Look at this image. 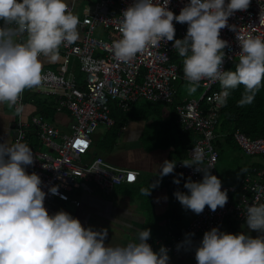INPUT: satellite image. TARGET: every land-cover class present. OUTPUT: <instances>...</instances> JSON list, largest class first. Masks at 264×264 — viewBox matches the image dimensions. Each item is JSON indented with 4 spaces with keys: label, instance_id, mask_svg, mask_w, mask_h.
Listing matches in <instances>:
<instances>
[{
    "label": "clouds",
    "instance_id": "clouds-1",
    "mask_svg": "<svg viewBox=\"0 0 264 264\" xmlns=\"http://www.w3.org/2000/svg\"><path fill=\"white\" fill-rule=\"evenodd\" d=\"M169 3L135 0L123 11L121 39L112 44L115 57L129 63L161 41H174L173 48L183 58L189 95L197 91L201 81H219L222 91L210 101L226 106L231 92L243 85L238 106L251 105L264 86V39L238 34L241 52L235 71H223V50L228 44L220 38L229 18L247 11L251 0H190L179 15L169 10ZM0 21V104L15 107L19 114L23 110L22 93L39 87L44 79L40 57L57 61L61 45L67 47L79 39L80 21L64 0H0ZM174 21L188 25L184 39H175ZM260 24H264V11ZM20 37H25L24 42H18ZM202 162V155L194 149L192 160L182 165L203 172V179L193 182L189 177L184 184L188 192L174 193L182 207L196 215L206 206L215 212L228 202L221 180L202 169ZM31 165L33 150L20 137L11 145L0 143V264H169V250L162 246L156 252L147 242L150 229L138 231L137 240L125 246H106L107 229H86L64 211L49 215L41 178L26 172ZM175 168V161L165 160L160 180L173 174ZM179 176L182 178L183 173ZM159 182L141 189V193L150 196ZM173 183L179 185L180 178ZM49 191L56 195L58 188ZM245 216L247 228L262 235L252 238L213 228L205 232L196 249L197 264H264V204L248 206ZM184 244L191 245V239L186 238ZM182 246L177 245V249Z\"/></svg>",
    "mask_w": 264,
    "mask_h": 264
},
{
    "label": "built area",
    "instance_id": "built-area-1",
    "mask_svg": "<svg viewBox=\"0 0 264 264\" xmlns=\"http://www.w3.org/2000/svg\"><path fill=\"white\" fill-rule=\"evenodd\" d=\"M134 2L135 0H100L85 8L78 25L81 39L67 47L61 45L63 61L59 68L56 72L47 70L42 73V84L32 89L35 94L55 97L57 112L63 109L68 111L71 119L70 132L62 133L40 116H33L29 121L17 120L14 124L13 143L20 137L21 142L33 150L34 165L27 166L26 172L35 173L41 178V189L46 193L44 206L49 215L58 213L53 209L54 200L79 207V200L72 194L85 190L90 182L103 193L136 182V172L114 167L101 157H95L89 163L82 161V155L90 149L95 131L99 127L110 129L114 125L109 107L112 101L123 112H128L131 105L139 100L173 106L177 124L184 131H191L195 135L194 142L187 151L188 159L176 162L173 175L181 178L179 174L183 173L182 178L186 181L189 177L193 182L202 181L203 172L182 165L184 161L192 160L195 149L203 158L200 167L218 177V153L213 142L217 137L215 128L221 107L209 98L222 91L221 85L219 81H201L199 87L203 92L198 99L176 102L177 84L186 80L183 68L181 70L183 58L173 48L174 41H161L158 47L137 54L129 63L119 61L114 55L112 44L121 39L119 25L122 13ZM159 2L162 3L163 0ZM189 2L190 0H170L168 7L178 14ZM68 6L73 11V5ZM262 11L264 0H251L248 10L236 12L229 18L228 27L221 30L220 38L228 44L223 50V71L229 63L239 61L241 48L238 34L245 38L251 36L264 39V24H260ZM173 23L175 26V21ZM98 27L109 33L104 38L95 37ZM186 33L187 29L179 28L175 39H184ZM19 42H24L23 37L19 38ZM175 59L180 64L174 62ZM70 61L81 64V85H78L69 71ZM23 93L20 100L22 105ZM31 137L36 139L37 145L32 144ZM232 138L244 155L264 158L263 138H250L239 129L232 132ZM52 187L58 188L56 195L49 191ZM221 191H227L228 194V202L223 208L212 212L206 206L202 214L196 215L177 234H169L167 239H149L147 242L153 250H160L163 246L171 256L186 255L195 258L196 249L205 232L213 228L222 232L227 221L245 222L248 206L264 204V168L252 167L242 178L238 189L222 185ZM233 193L237 194L236 199L231 197ZM69 214L74 218L72 213ZM192 233L194 235L188 237ZM186 238L191 239V245L184 244ZM177 245L183 246L178 250Z\"/></svg>",
    "mask_w": 264,
    "mask_h": 264
},
{
    "label": "crops",
    "instance_id": "crops-1",
    "mask_svg": "<svg viewBox=\"0 0 264 264\" xmlns=\"http://www.w3.org/2000/svg\"><path fill=\"white\" fill-rule=\"evenodd\" d=\"M81 1H86L88 4L86 3L85 7L79 6ZM64 2L68 5H73L72 12L78 16L79 21L83 18V10L90 4H94L91 0H64ZM2 22L0 21V26H2ZM77 30L79 33L77 41H79L81 39L79 27ZM97 30L98 28L96 32ZM96 32L95 37L97 38H104L109 33L103 28ZM40 59L43 66L42 73L47 70L56 72L63 61L60 49L57 61L49 62L43 56ZM80 65V62L77 61H70L69 65V71L76 82H78V85H81L83 80V75L79 71ZM48 98L54 102L55 113L52 119L43 118L44 116L40 115L36 104L38 100L43 102ZM22 106V112L17 114L16 110L13 107H9L7 103L0 104V143L8 142L9 145L13 144L15 122L17 120L29 121L33 116L42 117L64 134L70 132L71 119L69 113L66 109L57 112L55 97L35 94L32 89H26L23 93ZM170 111V108L162 109L160 114L153 115L147 120L128 121L117 134L114 144H111L107 137V130L109 129L99 127L102 130L97 132L98 128L95 131L92 136L90 149L82 155V161L89 163L95 157H101L114 167L136 172V182L132 185L115 187L109 193H103L90 182L85 190L75 191L72 194L73 197L79 200V207L54 200L53 209L57 212L72 213L74 218L79 219L82 226L86 229L91 228L94 231L107 229L106 246H125L129 242L136 241L138 231L145 229L151 230L150 239L162 237L167 239L169 234H177L185 228L196 214L191 210L184 209L175 198L174 193L177 191L187 193L188 190L184 188V184L187 181L180 178V184L177 185L173 183V180L179 177L170 174L160 180L159 176L161 165H163L165 160L175 161L176 163L174 155L175 145L173 143L175 137L172 134L173 132L170 134V130L167 129L168 126H171ZM31 142L32 144H38L34 137H31ZM223 155L222 160L227 158L229 162L239 169V173L242 172V176L236 183L222 182V185L229 188L238 189L242 178L253 166L264 168L263 157L247 159L248 157L241 152L229 148L225 150ZM219 161L218 159V163ZM158 180L160 181L159 186L152 190L150 196L141 193V189H150L151 184ZM231 197L236 199L237 194L233 193ZM222 232L234 235L243 233L250 235L252 238L262 235L261 233L250 231L247 228L246 221L243 223L227 221ZM154 251L159 252V249ZM169 257V264H197L195 258L186 255L178 257L169 255Z\"/></svg>",
    "mask_w": 264,
    "mask_h": 264
},
{
    "label": "trees",
    "instance_id": "trees-1",
    "mask_svg": "<svg viewBox=\"0 0 264 264\" xmlns=\"http://www.w3.org/2000/svg\"><path fill=\"white\" fill-rule=\"evenodd\" d=\"M179 14L180 13L176 15ZM187 27V24L181 25L175 22L176 31L179 28L187 29ZM174 62L179 63L178 59H175ZM237 63L238 61L229 63L225 71H235ZM182 68L183 65H181V70ZM243 92V85L232 91L227 99L226 106H223L220 109L218 124L215 128V134L217 137L213 142V146L218 153V159L220 161L224 156L223 154L225 150L228 148L241 152L232 138V132L234 130L239 129L246 136L253 139L259 137L264 139V86L261 87L251 105L239 107L238 102L241 99ZM179 100L181 99L177 94L176 102ZM36 104L40 111V115H42V117L44 116L43 118L52 119L55 110L53 108L54 102L50 98L45 99L43 102L38 100ZM109 107L111 118L114 120V125L107 130V137L109 138L111 144L115 143L117 134L128 121L147 120L153 115L160 114L162 109L170 108L171 126H168L167 129L170 130V134L173 132L172 134L175 137L173 143L175 145L174 155L176 162L188 159L187 151L192 146L195 135L191 131H184L176 124V113L173 106H167L163 103L140 101L132 104L128 112H123L117 107L116 102L112 101L109 103ZM149 138H151V136H149ZM247 172H250V170Z\"/></svg>",
    "mask_w": 264,
    "mask_h": 264
},
{
    "label": "rangeland",
    "instance_id": "rangeland-1",
    "mask_svg": "<svg viewBox=\"0 0 264 264\" xmlns=\"http://www.w3.org/2000/svg\"><path fill=\"white\" fill-rule=\"evenodd\" d=\"M97 1H99V0H91L92 3H95ZM86 3H87L86 1H84V2L81 1L79 3V6L85 7ZM98 30H102V28L98 27ZM98 30H97V32H98ZM187 88H188V82L187 81L177 84V94L181 100H187L190 98L198 99L202 95L203 89L201 87H198L197 91L191 95H189ZM101 130H102V128H99L97 130V132H100ZM247 157H248L247 159H251V157H249V156H247ZM217 174H218V178L221 179V182L226 181L228 183H236L239 180V178L242 176V172L239 173V169L237 167H235L234 164L229 162L227 158H224L223 160L219 161V163H217Z\"/></svg>",
    "mask_w": 264,
    "mask_h": 264
}]
</instances>
